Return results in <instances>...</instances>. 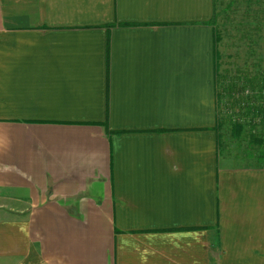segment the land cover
I'll return each mask as SVG.
<instances>
[{"label":"crops","instance_id":"obj_1","mask_svg":"<svg viewBox=\"0 0 264 264\" xmlns=\"http://www.w3.org/2000/svg\"><path fill=\"white\" fill-rule=\"evenodd\" d=\"M212 7L0 0V264H264V167L216 140Z\"/></svg>","mask_w":264,"mask_h":264},{"label":"rangeland","instance_id":"obj_2","mask_svg":"<svg viewBox=\"0 0 264 264\" xmlns=\"http://www.w3.org/2000/svg\"><path fill=\"white\" fill-rule=\"evenodd\" d=\"M217 1L216 30L221 36L217 49L221 54L219 74L223 85L218 88L216 109L220 117V151L236 167L264 166V160H257L262 146L251 140V135H260L261 130L245 125L239 138H234L231 131V122L237 118L247 122L242 106L249 98L254 99L249 88L244 90L245 79L264 72V0ZM226 87L230 89L224 92Z\"/></svg>","mask_w":264,"mask_h":264},{"label":"trees","instance_id":"obj_3","mask_svg":"<svg viewBox=\"0 0 264 264\" xmlns=\"http://www.w3.org/2000/svg\"><path fill=\"white\" fill-rule=\"evenodd\" d=\"M219 1L217 0H212V5H213V11H212V17L209 20L208 24L212 27L213 30V53H214V84H215V97H216V109H217V99L220 96V93H218V88L219 85L220 87H223L222 84H220V74H219V69H220V59H221V54L218 52L217 49V44L221 41V36L219 32L216 30L217 28V14H216V7L218 5ZM261 30L260 28H258ZM257 29V30H258ZM230 87V86H229ZM229 87H226L223 89L225 92V89H230ZM244 90L249 88L251 90L252 96L254 99L252 101H247L244 105L242 106V109L244 110L243 114L247 118V122H243L240 120V117L237 118L236 120L231 122L232 128V134L234 138H239V136L242 134L243 129L245 125H249L250 128L253 130L260 129L261 134L260 135L256 133L251 135V140L262 146V151H260V155L258 156V161L264 160V72H261L260 74L256 75L255 77L253 76L252 78H247L245 79V85H244ZM222 91V92H223ZM250 119V120H249ZM219 124H220V117L216 113V124H215V131H216V140L218 143V147H220V140H221V135L219 134ZM259 130V131H260ZM263 135V137L261 136ZM259 167H264V166H259Z\"/></svg>","mask_w":264,"mask_h":264}]
</instances>
